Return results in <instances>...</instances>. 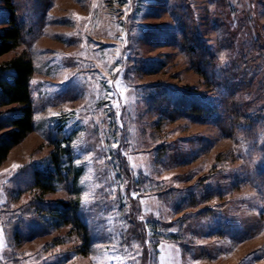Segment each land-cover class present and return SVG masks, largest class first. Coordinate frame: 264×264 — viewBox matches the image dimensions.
I'll use <instances>...</instances> for the list:
<instances>
[{
  "label": "rangeland",
  "instance_id": "1",
  "mask_svg": "<svg viewBox=\"0 0 264 264\" xmlns=\"http://www.w3.org/2000/svg\"><path fill=\"white\" fill-rule=\"evenodd\" d=\"M9 1L35 130L0 167V264H264V0Z\"/></svg>",
  "mask_w": 264,
  "mask_h": 264
},
{
  "label": "trees",
  "instance_id": "2",
  "mask_svg": "<svg viewBox=\"0 0 264 264\" xmlns=\"http://www.w3.org/2000/svg\"><path fill=\"white\" fill-rule=\"evenodd\" d=\"M9 11V27L0 30V57L10 53L21 45L23 28L16 24L14 7L6 0ZM34 76V65L31 60L20 56L12 59L0 69V95L2 106L18 105V112L7 117H0V167L7 161L11 151L21 144L35 130L34 106L31 97V80ZM54 156V155H53ZM54 167L60 164L61 158L53 157ZM60 173L51 170L33 172L32 185L43 194L53 192L57 184L62 182ZM48 213L55 220L66 225L73 224L84 235L83 247L79 250L87 255L90 247V232L78 215V205L59 202L50 205Z\"/></svg>",
  "mask_w": 264,
  "mask_h": 264
},
{
  "label": "snow or ice",
  "instance_id": "3",
  "mask_svg": "<svg viewBox=\"0 0 264 264\" xmlns=\"http://www.w3.org/2000/svg\"><path fill=\"white\" fill-rule=\"evenodd\" d=\"M221 58H223V57H221ZM130 195H131L133 198H135L136 196H138V193H134V192H133V193H131Z\"/></svg>",
  "mask_w": 264,
  "mask_h": 264
}]
</instances>
